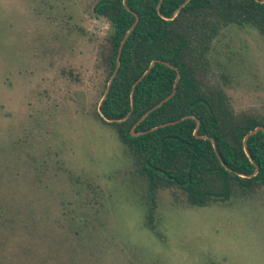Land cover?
Returning a JSON list of instances; mask_svg holds the SVG:
<instances>
[{
	"label": "rangeland",
	"instance_id": "1",
	"mask_svg": "<svg viewBox=\"0 0 264 264\" xmlns=\"http://www.w3.org/2000/svg\"><path fill=\"white\" fill-rule=\"evenodd\" d=\"M95 1L0 0V264H264V188L199 207L151 192L94 117ZM210 56L233 108L264 115V38L227 26Z\"/></svg>",
	"mask_w": 264,
	"mask_h": 264
},
{
	"label": "trees",
	"instance_id": "2",
	"mask_svg": "<svg viewBox=\"0 0 264 264\" xmlns=\"http://www.w3.org/2000/svg\"><path fill=\"white\" fill-rule=\"evenodd\" d=\"M183 1H95L92 14L108 24L96 45L100 97L135 14L137 21L121 45L100 114L95 109L93 115L110 126L151 192L167 188L175 199L181 195L198 207L251 197L264 188V133L243 137L255 126L264 128V115L233 108L225 76L216 77L210 54L227 26H248L264 38V0H187L178 8ZM151 60L171 66L154 62L134 84ZM175 69L171 96L139 120L170 94ZM196 120V134L211 138L215 150L209 139L193 135ZM165 122L172 123L158 126ZM151 215L152 209L148 221Z\"/></svg>",
	"mask_w": 264,
	"mask_h": 264
},
{
	"label": "water",
	"instance_id": "3",
	"mask_svg": "<svg viewBox=\"0 0 264 264\" xmlns=\"http://www.w3.org/2000/svg\"><path fill=\"white\" fill-rule=\"evenodd\" d=\"M186 1H187V0H184V1L178 6V8L181 7ZM122 2L124 3V0H122ZM178 8H177V9H178ZM177 9H176V10H177ZM136 21H137V15L135 14V15H134V21L132 22V24L130 25V27H129V28L127 29V31L125 32V34H124L123 38L121 39L120 44H119V46H118L115 68L113 69L112 73L110 74V76H109V78H108V80H107V82H106V85H105V88H104V90H103L102 96L100 97V100H99V102H98V104H97V107H96V110H97V112H98L99 114H100V109H99L100 102H101V100L103 99V97H104V95H105V93H106V91H107V89H108L109 83H110V81H111V79H112V77H113V75H114V72H115L116 67H117V64H118V63H117V60H118V55H119V51H120L121 45H122V43H123V41H124L126 35L129 33V31L131 30V28H132V27L134 26V24L136 23ZM154 62H161V63L167 64L168 66H171L170 64H168L167 62H164V61H160V60H151V61L149 62V64H148L147 68H146V69L142 72V74L136 79V81L134 82V84H135L138 80H140L141 77H142L144 74H146V73L148 72L149 68L152 66V64H153ZM175 70H176V69H175ZM177 78H178V72H177V70H176V76H175V78H174L173 87H172V90H171L170 94L167 95L166 97H164V98H163L162 100H160L158 103H156V104H155L154 106H152L150 109H148L147 111H145V112L142 114V116L139 118V120L142 119V117H143L148 111H150L151 109L157 107V106L160 105L165 99H167L168 97L171 96V94H172L173 91H174V86H175V83H176ZM130 104H131V102H130ZM102 118H103L105 121H107V122L112 121V119H107V118H104V117H102ZM169 123H172V122H165V123L159 124L158 126H163V125H166V124H169ZM158 126H154V127L150 128L149 130H152V129L158 127ZM197 126H198V121L196 120V125H195V127H194V129H193V135H194L195 137H198V138H207V139H209L210 142H211V144H212L213 149L215 150L214 142H213V140H212L211 138L206 137V136H203V135H197V134H196ZM257 130H261V131L264 133V128H263L262 126H260V125L255 126L253 129L249 130V131L245 134V136L243 137V141H244V139H245L248 135L254 133V132L257 131ZM129 132H130V134H131L132 136H135V135L139 134V133L133 132L132 130H130ZM141 133H142V132H141ZM243 148H244V147H243ZM244 150H245V148H244ZM254 171H256V167H255V170H254Z\"/></svg>",
	"mask_w": 264,
	"mask_h": 264
}]
</instances>
